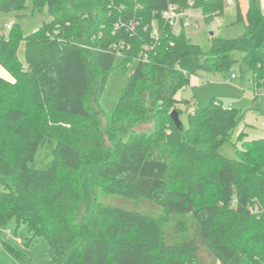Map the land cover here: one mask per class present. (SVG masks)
Masks as SVG:
<instances>
[{
	"label": "trees",
	"instance_id": "trees-1",
	"mask_svg": "<svg viewBox=\"0 0 264 264\" xmlns=\"http://www.w3.org/2000/svg\"><path fill=\"white\" fill-rule=\"evenodd\" d=\"M30 1L50 20L0 31L12 76L0 75V226L16 219L29 243L43 236L47 264H264V136L242 130L230 159L220 145L239 110L177 97L191 75L228 77L236 64L250 68L254 99L263 94L260 1L246 14L238 6L241 35L212 34L208 45L164 11L191 2L210 23L225 0ZM27 2L0 0V12L21 15ZM182 103L194 108L180 129L170 112Z\"/></svg>",
	"mask_w": 264,
	"mask_h": 264
},
{
	"label": "rangeland",
	"instance_id": "rangeland-1",
	"mask_svg": "<svg viewBox=\"0 0 264 264\" xmlns=\"http://www.w3.org/2000/svg\"><path fill=\"white\" fill-rule=\"evenodd\" d=\"M260 1V0H259ZM241 12L246 14L248 0H234L221 14L214 16L210 23L205 21L203 16L192 20L190 26L185 27V35L194 43L208 45L211 31L215 35L223 38H235L242 34L244 22H237V3ZM27 7L18 15L17 12H0V31L8 32L7 24L18 22L24 34L31 33L50 20L51 16L45 10L43 12H32L31 1L28 0ZM195 21L199 24L195 25ZM180 29H178L179 31ZM264 51V44L262 46ZM19 58L25 61L24 45L19 50ZM102 64L109 66L110 57L103 56ZM232 71L237 75L225 77L220 72L208 73L199 71L190 77V83L182 88L177 94L179 99H189L195 104L207 105L213 97L218 98L225 106L236 107L242 118L238 122L234 134L230 140L220 145V152L228 158L238 157V148H241L238 135L243 130L246 138L256 139L264 136V93L254 99V85L252 84V74L250 68L236 64ZM0 75L12 78L3 67L0 66ZM194 104V103H193ZM183 112L180 114L184 125H187V108L191 111L192 106L186 103L179 105ZM193 110V108H192ZM153 128V122L137 126V130L149 132ZM41 156H36L35 162L39 163ZM107 203H119L122 197L117 195H107ZM31 233L23 222L13 219L5 225L0 226V264H47L49 259L48 246L43 236H38L29 243ZM4 242H8L13 247L21 251V255H14Z\"/></svg>",
	"mask_w": 264,
	"mask_h": 264
},
{
	"label": "built area",
	"instance_id": "built-area-1",
	"mask_svg": "<svg viewBox=\"0 0 264 264\" xmlns=\"http://www.w3.org/2000/svg\"><path fill=\"white\" fill-rule=\"evenodd\" d=\"M233 0H225L227 6L231 4ZM203 16L199 9L192 8V3H189V7H177L174 5H169L167 9L164 11V17L166 21L176 30L180 29L182 26H190L193 23L192 20H195L198 17ZM195 25L199 24L195 21ZM10 23L6 26L7 29L10 27ZM237 75L233 72L231 74V78H235ZM264 93V92H263Z\"/></svg>",
	"mask_w": 264,
	"mask_h": 264
},
{
	"label": "water",
	"instance_id": "water-1",
	"mask_svg": "<svg viewBox=\"0 0 264 264\" xmlns=\"http://www.w3.org/2000/svg\"><path fill=\"white\" fill-rule=\"evenodd\" d=\"M212 34H214L213 31H211V35ZM170 116L173 118L176 127L183 129V122L181 120V117H179V112L176 109H173L170 112Z\"/></svg>",
	"mask_w": 264,
	"mask_h": 264
},
{
	"label": "crops",
	"instance_id": "crops-1",
	"mask_svg": "<svg viewBox=\"0 0 264 264\" xmlns=\"http://www.w3.org/2000/svg\"><path fill=\"white\" fill-rule=\"evenodd\" d=\"M233 1H234V0H233ZM233 1H232V2H233ZM232 2H231V3H232ZM260 4H261L262 6H264V0H260ZM236 6H237V9H238L239 2L237 3ZM240 9H241V8H240ZM7 25H8V24H7ZM193 103L195 104V102H193ZM192 108H194V107H192ZM192 108H191V111H192ZM6 243H8V242H6ZM4 244H5V242H4ZM8 244H9V243H8Z\"/></svg>",
	"mask_w": 264,
	"mask_h": 264
}]
</instances>
